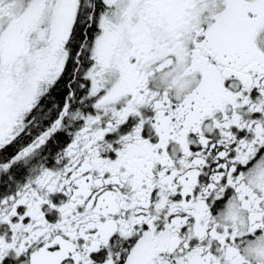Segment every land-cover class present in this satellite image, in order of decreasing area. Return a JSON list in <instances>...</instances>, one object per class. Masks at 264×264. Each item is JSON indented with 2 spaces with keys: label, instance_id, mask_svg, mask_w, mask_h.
<instances>
[{
  "label": "snow or ice",
  "instance_id": "1",
  "mask_svg": "<svg viewBox=\"0 0 264 264\" xmlns=\"http://www.w3.org/2000/svg\"><path fill=\"white\" fill-rule=\"evenodd\" d=\"M0 264H264V0H0Z\"/></svg>",
  "mask_w": 264,
  "mask_h": 264
}]
</instances>
